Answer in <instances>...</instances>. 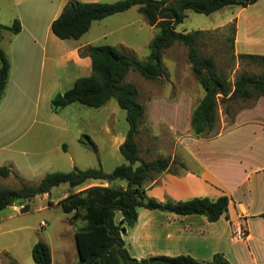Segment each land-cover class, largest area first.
Here are the masks:
<instances>
[{
    "label": "crops",
    "instance_id": "obj_1",
    "mask_svg": "<svg viewBox=\"0 0 264 264\" xmlns=\"http://www.w3.org/2000/svg\"><path fill=\"white\" fill-rule=\"evenodd\" d=\"M66 1L0 0V23L10 25L17 18L21 25L15 34L3 29L0 35V47L10 62L8 80L0 100V165H9L20 177H27L31 182L45 173L48 164L60 161L63 154H68L69 146L65 143L64 149L61 142L67 141L69 133L76 142H79V135L84 133L81 127L77 133H73L65 120L67 118L62 115L65 108L78 102H72L57 112L50 105L54 94L70 88L76 78L91 74L90 57L80 51L88 45L110 44L137 55L139 44L148 47L156 34L155 27L146 23L139 13L135 15L140 17L137 21L109 27L117 23L112 18L127 12V9L93 21L88 31L78 39H61L53 34L50 24ZM250 5H226L209 14L233 6L230 16L210 29L223 27L233 21L235 30L232 46L236 55L264 54V0L253 7ZM131 8V12H138L137 7ZM138 33L145 34L142 42L133 39V35ZM107 37L113 40H106ZM101 38L105 39L104 43L99 42ZM198 100L194 102L193 95L182 90L172 97L157 95L145 101L152 123L161 120L151 116L154 108L163 105L172 108L165 119L171 132L170 147L162 155H168L172 160L184 164V167L178 163L172 164L171 171L160 172L146 185V189L150 196L158 200L167 197L179 200L194 196L216 198L226 194L229 199L227 217L208 221L201 214L182 215L140 208L136 224L127 228L123 234L126 246L137 259L159 254H189L208 261L214 253L221 252L231 264H264V217L261 216L264 212V96H259L250 105L238 108L228 126H221L217 132L208 136H194L190 132L191 110ZM106 104L100 107L105 108ZM106 109L110 118L114 108ZM93 116L90 114L86 122L80 124H92ZM127 128L122 134L115 132L110 138L118 149ZM107 130L112 135L111 128ZM82 149L89 151L85 146ZM156 156L143 157L150 159ZM68 160L73 166L79 165L71 155ZM9 177L14 178L13 175ZM91 180L82 187L67 189L58 201L71 190L78 191L95 184ZM47 193L50 192L43 195ZM24 205L21 202L9 207L19 209ZM42 223L44 221L40 222L41 226ZM82 224L69 225L65 235L71 234L74 240V232ZM234 225L244 226V238L234 237ZM74 244L75 240L68 248H57L58 256L50 248L51 264L76 261L77 249ZM72 246L76 253L69 258Z\"/></svg>",
    "mask_w": 264,
    "mask_h": 264
},
{
    "label": "trees",
    "instance_id": "obj_2",
    "mask_svg": "<svg viewBox=\"0 0 264 264\" xmlns=\"http://www.w3.org/2000/svg\"><path fill=\"white\" fill-rule=\"evenodd\" d=\"M255 1L257 0H67L50 24L53 34L61 39H78L88 31L93 21L132 6L137 7L149 25L158 28L148 44V55L144 60L110 44L84 47L80 53L90 57L91 74L76 78L70 88L57 92L50 101L52 110L57 112L72 102L100 107L114 98L119 107L125 110L128 123L125 138L119 145L125 162L117 164L110 172L100 165L87 168L74 166L69 171H49L36 184L25 182L9 165H0L1 176L14 175L20 179L17 188L0 186V210L15 204L17 200L50 192L53 187L62 183H67L73 189L88 180L98 179L102 182L78 191L71 190L59 200L64 212L71 213L73 219L83 221L74 232L77 260L66 264H231L221 252L214 253L208 261L189 254H159L141 259L130 254L123 234L127 228L136 224L140 208L182 215L201 214L208 221H216L220 217H227L229 199L226 194H222L216 198L194 196L179 200L170 197L158 200L147 194L146 185L155 175L164 170L171 171L174 163L181 167L184 164L172 160L168 155L159 154L150 159L140 155L137 135L140 131L139 124L145 118L146 108L138 99V87L126 81L125 76L130 70L146 79H157L167 74L162 59L164 49L175 43L185 45L190 67L204 90L203 96L191 110L190 132L194 136L210 135L218 119L220 103H226L224 110L228 114V102L249 101L247 105H250L259 96H264V72L242 71L230 81L216 67L213 54L203 55L199 52L195 39L203 30L180 31L176 26L183 22L188 9L209 15L226 5L247 6ZM20 28L17 18L10 25L0 23V35L3 29L15 34ZM234 30L233 22L232 40ZM236 56L264 66V54L240 53ZM9 68V59L0 47V100L8 80ZM79 141L88 149L96 150L94 143L81 138ZM62 146L65 149V143ZM261 216L264 217V212ZM31 256L37 264H51L49 244L43 240L36 241L31 248ZM8 264L20 263L12 258Z\"/></svg>",
    "mask_w": 264,
    "mask_h": 264
},
{
    "label": "rangeland",
    "instance_id": "obj_3",
    "mask_svg": "<svg viewBox=\"0 0 264 264\" xmlns=\"http://www.w3.org/2000/svg\"><path fill=\"white\" fill-rule=\"evenodd\" d=\"M262 1L263 0L254 2L250 5V7L262 3ZM232 7L233 6H227L224 10L216 12L212 15H205L192 10H187V16L184 21L176 26V29L180 31L184 29L203 30L202 33H200L195 39V44L198 45L199 52L203 55L213 54L216 67L220 72L225 74L230 81H233L234 78L242 71H249L253 73L264 72L263 65L242 60L234 53L232 48L233 21L223 27L210 29L211 27L224 22L230 16L231 9H233ZM130 8L127 12H122L121 15L118 14L115 16L116 18H112V20L115 19L117 23L111 24L109 27L113 25L112 28H114L116 27L114 25L118 23H129L131 21L139 20L140 17L138 16L137 18L135 16L139 12L136 10L131 12L133 8ZM139 15L142 14L139 13ZM112 20H110V23H113ZM155 29L157 33L158 28L155 27ZM133 36V39L143 41L145 34L138 33ZM100 40L101 41L99 42H105V39L101 38ZM106 40L112 41L113 39L111 37H107ZM1 43L3 44V41ZM252 48L255 49L256 47ZM147 55L148 47L144 44H139L136 57L140 60H144ZM162 59L163 67L167 74L157 79H146L133 70H130L126 74L125 80L134 83L139 89V101L144 104L146 100H150L153 96L157 95L172 97L182 90L190 92L194 97V102L195 100H198L201 94L204 93V90L198 83L196 76L190 67L187 58V47L183 44L175 43L164 49ZM248 103L250 102H228V114H226L224 110L226 103H220L218 109V119L215 128L211 131V133L216 130L218 131L221 126H228L232 120L231 118L234 112L241 106L247 105ZM77 107H80V109ZM106 108H114V114L110 118L107 115L109 111ZM145 108H147L146 105ZM153 110L154 111L151 113L153 119L161 120H157L155 123H152L146 109L145 118H143L139 124L140 131L137 135L139 152L145 157L166 154L168 152V148L170 147L169 142L171 139V132L165 119L168 118V114L172 108L170 106L163 105L162 107L157 109L154 108ZM62 113V115L67 118L65 120L69 123L70 130L73 133H77L78 128L81 127V129L84 130V133H81L79 138L88 143H94L96 150L89 149V151H87L82 149V143L71 139L73 137L71 133H69L66 137L67 141H63L69 146L68 154H63V158L60 161L48 164L45 173L58 170L57 168H64L63 171H69L74 166L87 168L99 165L105 171L110 172L117 164L125 162V159L119 149L114 145V141L110 139L113 137L115 132L122 134L128 127L125 110L119 107L114 98L107 102L105 108L90 107L75 103L73 106L65 108ZM90 114L94 115L92 118L94 119L93 123L88 126L82 125L83 122H86V117H90ZM78 120L80 121L79 123H77ZM107 128H111L112 135L108 132ZM63 142H61V145H63ZM70 155L79 165L73 166L69 163L70 161L68 158ZM42 175L40 174L37 177L38 179L36 178L33 182L29 181V178L27 177L23 178L28 184H36ZM157 175H155V177ZM13 177L14 178L0 175V186L9 188L19 187L20 179L14 175ZM91 181L95 182V184L102 182L98 179H93ZM86 183L87 182L82 184L81 187L86 185ZM67 189H70L69 185L67 183H62L53 187L49 194H40L27 200L15 201L16 205H19L21 202L25 204L23 207H19V209L17 207L15 209L7 206L0 210V264H8V261L12 258L16 259L20 264H37L32 259L31 248L38 240L47 242L50 248L54 250L55 256H58V250H56L57 248H68L70 247V244L72 245V241L74 243L71 234L65 235V232L68 231L69 225H80L83 221L80 219H73L71 213L64 212L62 210L58 199L65 191H67ZM147 194L149 195L148 192ZM118 216L119 214L117 213V217ZM41 221H44L45 223L42 226L40 225ZM74 246L71 248L72 250L69 258L70 256H75L76 251Z\"/></svg>",
    "mask_w": 264,
    "mask_h": 264
},
{
    "label": "built area",
    "instance_id": "obj_4",
    "mask_svg": "<svg viewBox=\"0 0 264 264\" xmlns=\"http://www.w3.org/2000/svg\"><path fill=\"white\" fill-rule=\"evenodd\" d=\"M232 232L237 239H242L246 236V229L242 225H234Z\"/></svg>",
    "mask_w": 264,
    "mask_h": 264
}]
</instances>
